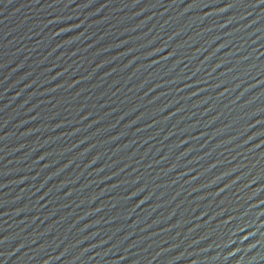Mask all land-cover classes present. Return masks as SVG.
<instances>
[{
    "label": "water",
    "instance_id": "obj_1",
    "mask_svg": "<svg viewBox=\"0 0 264 264\" xmlns=\"http://www.w3.org/2000/svg\"><path fill=\"white\" fill-rule=\"evenodd\" d=\"M0 264H264V0H0Z\"/></svg>",
    "mask_w": 264,
    "mask_h": 264
}]
</instances>
